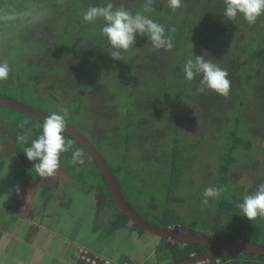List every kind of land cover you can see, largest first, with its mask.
I'll use <instances>...</instances> for the list:
<instances>
[{"label":"trees","instance_id":"obj_1","mask_svg":"<svg viewBox=\"0 0 264 264\" xmlns=\"http://www.w3.org/2000/svg\"><path fill=\"white\" fill-rule=\"evenodd\" d=\"M108 2L135 14L143 11L145 0H0V17L14 16L11 20L0 19V47H7L0 59L8 62L3 57L12 53L14 67L9 64L8 78L0 80V96L21 102L14 97L12 87L21 91L19 96L23 99L28 91L36 92L45 82V97L52 103H59L54 91L56 87L64 88L63 93L70 98L65 107L75 103L72 112L77 115L84 112L83 107H92L95 101H99L101 124L97 125L94 135L91 130L83 135L103 156L122 193L117 177L134 168L125 166L132 152L150 160L157 154L160 165L169 167V177L160 179L162 189L169 193L176 186L179 185L178 189L183 186L181 178L175 180L174 177L191 170L190 161L195 159L196 149L200 146L206 148V145L213 148L216 144L215 149L206 148L216 154L214 168L209 163H202L197 169L208 168L212 175L209 187L225 188L226 191L218 198L209 199L204 210L203 231L180 221V212L169 208L172 199L167 193L162 210L156 208L153 223L165 227L175 223L192 234L264 245V218L249 221L238 215L237 207L245 195L254 192L264 182V174H258L250 186L245 187L238 183L239 172L235 169L239 164L256 170L259 160L255 153H263L258 142L264 136V14L250 25L242 16L227 20L223 16L224 0H182V6L176 10L168 7V0H153V11L145 15L165 27L173 48L154 49L146 36L138 35L133 47L121 52V60H115L110 56L111 46L100 34L102 19L90 24L84 22L81 15L90 6H104ZM40 13L45 15L39 16ZM4 41L7 42L2 44ZM191 53L194 56L205 54L207 59L227 71L230 81L228 95L209 90L198 92L199 77L191 82L184 79L182 69ZM96 65L101 71L92 69L90 73L91 67ZM75 66L85 76L79 75L71 82ZM14 73L25 76L12 86ZM186 102L194 103L192 106L198 109L197 120L201 124L195 141L193 136L185 135L183 127L191 110ZM247 110L253 115L245 120L243 112ZM7 111L19 113V116L15 120L9 118ZM23 121L28 123L22 128ZM0 122L5 126H18L19 135L30 134L33 139L44 123L2 105ZM102 123H107L108 127H103ZM246 126L252 127L251 130H244ZM28 129H31L30 133ZM63 135L66 141H74L67 133ZM73 143V151L83 150L78 142ZM105 153L113 156L112 162L107 160ZM71 155L72 152L61 153L60 160L73 168ZM84 161L93 167L87 169L88 175L112 197L97 162L93 158ZM83 164L78 163V168H86ZM82 173L77 172V181ZM158 174L155 178L159 184ZM190 186H193L191 180ZM130 187V184L126 185L128 191ZM126 201L132 207L128 198ZM177 201L182 203V198ZM167 213L172 216L168 217ZM121 214L128 219L122 211ZM166 248L172 252L165 253ZM214 249L199 243L182 244L164 238L158 254L159 260L176 262ZM219 258L228 259L233 264H264V255L252 253L232 252Z\"/></svg>","mask_w":264,"mask_h":264},{"label":"crops","instance_id":"obj_2","mask_svg":"<svg viewBox=\"0 0 264 264\" xmlns=\"http://www.w3.org/2000/svg\"><path fill=\"white\" fill-rule=\"evenodd\" d=\"M2 132L6 136L0 134V264H77L82 249L111 263H171L159 260L164 237L125 219L113 196L100 185L78 183L76 175L64 171L68 166L51 177H40L35 169L29 172V165L16 171L17 143ZM19 162L25 164L23 159Z\"/></svg>","mask_w":264,"mask_h":264},{"label":"rangeland","instance_id":"obj_3","mask_svg":"<svg viewBox=\"0 0 264 264\" xmlns=\"http://www.w3.org/2000/svg\"><path fill=\"white\" fill-rule=\"evenodd\" d=\"M262 23L264 24V20L262 21ZM6 42L7 41H4L2 44H5ZM6 49H7L6 46H1L0 54L2 53L3 55V52L6 51ZM10 56L12 57L13 54L12 53L11 55L9 54L8 57L7 55H5L3 58L8 60V63L12 65V59ZM0 62H6V61H4V59L2 60L0 59ZM12 68H14L13 65ZM72 69L73 67L71 68V70ZM74 69L75 71L71 73L72 75L70 77L71 82L75 81L76 78L78 79L79 75L80 77L81 75L82 77L85 76L84 74H82V71L79 70L77 66H75ZM92 69L101 71V67L99 65L91 67L89 71L90 73L92 72ZM24 76H25L24 74L14 73L11 78V81L14 80L12 86L15 85V81L17 79L23 80ZM29 84L33 85V82H29ZM45 86H46L45 82H43L36 92L31 91L30 93L28 91L23 97V99H20L19 95L21 94V91L18 88L15 89L12 87V91L15 93L14 97H17L19 100L24 101V103H26L30 107H33L49 115H51L53 112L60 113L61 109H67L68 114L66 116V122H68L71 126H75L79 131L83 133H87V131L89 132L91 130L92 134L94 135L97 132L96 127L97 125H100L102 121L100 120L102 117L101 116L102 107L99 101H95L93 103L94 106L92 107H87V106L83 107L84 112L80 113V115H77L74 112H72V110L75 108L74 106H76L75 103L70 105V107L68 108L65 107L68 104L70 98L68 94L63 93L64 88L62 87L55 88L54 94L57 97V100H59V103H52L50 99L45 97L47 95V93L45 92ZM77 87L79 89L80 85L78 84ZM38 96L41 98H39ZM113 99L116 100L115 97ZM76 102L78 101L76 100ZM249 103L252 105L251 101ZM193 104L194 103L192 102L191 103L186 102V105H188V108L191 110L188 113V122H186L187 117L183 121V127L186 132L185 135L188 134L193 136L192 140L195 141L198 139V137L195 136V134H197L199 130L198 126L201 124V122L197 120L198 109L195 108V105L193 107L192 106ZM251 113L252 112L250 110L243 112V116L245 120L251 118L249 116V115H253ZM7 115L9 118H13L15 120L19 116V113H16L14 111H7ZM255 120H257V118ZM102 125L103 127H108L107 123H102ZM6 127H7L6 129L7 134L11 135L12 138H15V140L17 141V144L14 147L15 154L13 156L14 164H15L14 167H16V171H23L25 165H29L28 166L29 170L34 169L33 167L34 162L28 161L23 153L24 148L27 145L22 142H18L17 139L19 136H25L28 139V143H30L33 137L30 134L19 135L20 129L18 126L13 127L11 124V125H6ZM251 128L246 126L244 130L250 131ZM252 140L254 144L255 141L254 139ZM258 144L261 146V150H263V153H255V156L259 160V165L256 170L248 169L244 166H240L239 164L235 166L236 171L239 172L238 183L243 184L245 187H249L250 186L249 184L258 174H264V136L263 138H260ZM216 147L217 145L214 144L213 148L215 149ZM206 148H210L211 150L213 149L208 145H206ZM206 148L204 146H200L196 149L197 152H194L195 159L190 161L192 165L190 166L191 170L188 169L184 175L181 174L178 177H174L175 180L181 178L182 180L181 183L183 184V186H181V188L178 189L179 186L178 185L176 186V189L170 191L169 193L165 192L160 185V181H161L160 179L164 180V178L167 179L169 177V167L165 168L160 165L161 163L157 161L158 159L157 154L155 155V158L150 160L147 158H143L142 157L143 155L135 154L134 152H132L131 154L132 157L129 159V162L125 166H127V168L133 166L134 168L131 171H127L125 175L119 174V176L117 177V181L123 191V194L125 195L126 198H128V200L132 204V207L149 221L152 222L156 221V218L154 217L155 211H157L156 208L162 210V208L164 207L163 206L164 199L166 198L165 195L167 193L168 196H170L172 199V201L168 203L169 208L176 212H180V219H181L180 221L185 223L186 226L191 227L192 229L196 228L197 230L203 231L202 226L204 225L203 223L204 210L208 207V205L201 203L203 199L202 194L204 192V189L208 188L209 185H211L212 175L208 168H202L201 170H198L197 165L199 166L202 163H209L210 167L214 168L215 157H216L215 152H209L206 150ZM18 153L19 155H21L20 157H17ZM109 154L110 153L108 154L105 153V157L109 162H112L111 159L113 158V156H109ZM20 158H22L25 161L24 165L23 162L22 163L19 162L20 160H22ZM83 163H84L83 167L85 166L86 168H81V167L78 168V163H76V165H74L73 168L66 167L64 171L65 172L69 171V174L71 175H76L75 174L76 172L78 173L83 172L81 179H78V183L83 182L88 185L95 184L96 179L89 176L87 172L88 168H93L92 164L87 165V161H84ZM62 165L63 164H60V166L57 169V171H59L60 173L62 172L65 163L63 166ZM67 169H71V170H67ZM31 171L32 170H30L29 172ZM157 172L159 173L158 174L159 184L157 182V178H155ZM190 180L193 181V186H190ZM127 184H130L131 186L129 188L130 191L126 189ZM179 198H182V203L177 201ZM172 210L171 212L173 213ZM167 215L168 217L172 216L170 213H167ZM164 251L167 254H170L172 252L170 248H166ZM227 260L228 259H225L223 261H227Z\"/></svg>","mask_w":264,"mask_h":264},{"label":"clouds","instance_id":"obj_4","mask_svg":"<svg viewBox=\"0 0 264 264\" xmlns=\"http://www.w3.org/2000/svg\"><path fill=\"white\" fill-rule=\"evenodd\" d=\"M153 0H145L143 11L133 14L125 7H114L108 2L104 6H90L83 12L84 22L94 24L98 19H102L103 25L100 29L101 36L111 46L110 56L115 60H121V52L128 51L133 47L138 35L146 36L154 49L170 50L173 48V41L165 34V27L151 19L145 13H151ZM182 6V0H168V7L176 10ZM31 15V13H24ZM264 14V0H224L223 16L227 20H235L238 16L248 24H255L258 17ZM45 13H40L43 16ZM39 18V17H38ZM0 19L11 20L14 16L4 15ZM174 31V29H172ZM11 71L8 62H0V80H6ZM184 79L194 81L200 78L198 92L206 90L226 96L229 92L230 81L227 79L228 73L212 60L207 59L205 54L191 57L183 66ZM67 109L61 112H53L47 116L39 134L31 140L30 144L25 136H19L18 142L27 146L24 148V155L33 164L35 172L40 177H51L60 166L61 153L72 152V163H83L82 154L73 151L71 142L66 141L63 135L66 128ZM23 121L20 127L27 125ZM31 132V129H28ZM225 188L208 187L203 192L202 204H208L209 199L218 198ZM239 214L249 221L257 217L264 218V182H261L256 190L245 195L243 200L237 205Z\"/></svg>","mask_w":264,"mask_h":264},{"label":"water","instance_id":"obj_5","mask_svg":"<svg viewBox=\"0 0 264 264\" xmlns=\"http://www.w3.org/2000/svg\"><path fill=\"white\" fill-rule=\"evenodd\" d=\"M0 105L5 106L9 109H13L25 114H28L40 121H45L49 114L39 111L33 107H30L22 102L11 100L0 96ZM65 133L70 135L74 140H76L82 147H84L88 154L93 158L98 166L101 173H103L108 186L109 191L112 194L117 206L136 224H138L146 231L154 233L156 235L162 236L173 242H181L183 244L187 243H199L206 246L214 247L215 249L202 255L191 256L187 259H183L176 262H171L167 264H191L194 262L202 261L204 259H210L215 257H220L232 252L238 253H252L257 255H264V245L245 242L240 239L235 240H224L217 237H210L208 235H203L200 233L192 234L187 231L179 232L169 229L165 226H156L153 223L143 219L138 213H136L124 199L114 175L110 172L106 161L100 152L92 145V143L84 137L79 131L74 129L72 126L66 124Z\"/></svg>","mask_w":264,"mask_h":264},{"label":"built area","instance_id":"obj_6","mask_svg":"<svg viewBox=\"0 0 264 264\" xmlns=\"http://www.w3.org/2000/svg\"><path fill=\"white\" fill-rule=\"evenodd\" d=\"M168 228L179 232L186 231V228L184 226L175 223L169 225ZM77 264H127V263H111L110 261L102 258L99 255L91 254L87 250L82 249L80 251L79 261ZM191 264H222V260L219 257H215L210 259H204L202 261L194 262Z\"/></svg>","mask_w":264,"mask_h":264},{"label":"flooded vegetation","instance_id":"obj_7","mask_svg":"<svg viewBox=\"0 0 264 264\" xmlns=\"http://www.w3.org/2000/svg\"><path fill=\"white\" fill-rule=\"evenodd\" d=\"M67 124V123H66ZM3 126L1 127L2 129H1V131H0V134H3L4 135V137L6 136V134H4V132H2V131H5L6 129H7V127L4 125V124H2ZM69 125V124H68ZM71 126V125H70ZM74 129H76L77 131H79L77 128H75L74 126H72ZM82 135L84 134L83 132H81V131H79ZM7 136L10 138L11 137V139L13 140V142L15 143H17V141L16 140H14L15 138H12V136L11 135H9V134H7ZM84 136V135H83ZM85 137V136H84ZM0 138H1V136H0ZM0 140H2V139H0ZM74 141H76V140H74ZM73 141V142H74ZM72 142V143H73ZM77 142V141H76ZM71 143V144H72ZM2 144V142L0 141V145ZM74 144V143H73ZM80 153L82 154V159H83V161L84 160H90V158H91V156L88 154V152H87V150L83 147V150H81L80 151ZM71 158H72V155L70 156ZM73 165H75V164H73Z\"/></svg>","mask_w":264,"mask_h":264}]
</instances>
